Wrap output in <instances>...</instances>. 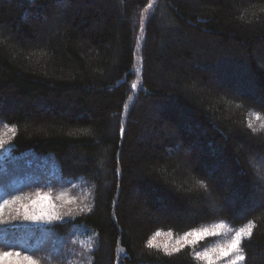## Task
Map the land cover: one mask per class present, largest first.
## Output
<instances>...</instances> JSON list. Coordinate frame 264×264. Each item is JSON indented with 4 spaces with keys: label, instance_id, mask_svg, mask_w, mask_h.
<instances>
[{
    "label": "trees",
    "instance_id": "obj_1",
    "mask_svg": "<svg viewBox=\"0 0 264 264\" xmlns=\"http://www.w3.org/2000/svg\"><path fill=\"white\" fill-rule=\"evenodd\" d=\"M262 123L264 0H0V126H15L0 201L33 183L6 162L27 153L90 192L49 225L0 224V247L76 264L67 239L84 228L85 264H209L195 253L221 236L147 242L251 220L237 264H264V186L247 162L264 154Z\"/></svg>",
    "mask_w": 264,
    "mask_h": 264
},
{
    "label": "rangeland",
    "instance_id": "obj_2",
    "mask_svg": "<svg viewBox=\"0 0 264 264\" xmlns=\"http://www.w3.org/2000/svg\"><path fill=\"white\" fill-rule=\"evenodd\" d=\"M0 133H3V139L5 141V148L0 149V159L3 160V157H9V139L11 132L8 129H5L3 126H0ZM175 153L177 154L178 151ZM174 153V154H175ZM11 159V158H10ZM10 159L6 162H10ZM19 162V163H18ZM248 164L253 169L254 175L257 178L258 182L262 186H264V154L263 155H253L248 158ZM11 168H14L16 171V176L18 180L25 182H33L29 186L24 193L23 197L20 200L12 203L8 206L7 211L9 213L14 212V209H20L22 212L23 209L21 205H27L29 207L30 213L39 214L41 209L48 215L53 217L52 222L62 220L64 218H68V216L72 215L76 212L77 207L80 204V201H83L82 206L87 205V201H89V188L88 186L81 182L75 180H66L71 181L70 183L59 181L56 174V166L52 158L48 155H34L27 153L25 155H21L13 160H11ZM81 186V187H80ZM48 197V199H41V197ZM5 199H2L0 202H3ZM33 201H37L36 204H33ZM208 210L218 212L222 210V206H219L214 203L213 197L208 196L207 202L204 205ZM71 208L74 211L66 215L67 210ZM8 213V215H9ZM15 214V213H14ZM23 221L21 223L22 226L32 225V227H43L45 225H49L51 223L47 222H30ZM217 224V223H212ZM228 228L238 229L242 226L231 227L229 224L224 223ZM209 232L213 231H222L221 241L217 243V245L209 248V258L205 260L209 264H237L235 260V253L223 254L219 249L221 246L225 245V242L234 234L233 232H228L227 228L223 230L212 229L211 227L207 228ZM82 230L86 232H82L81 230H77L71 232L70 237L67 239L71 243L75 244V247L78 248V251L73 255V251H71V260L75 261L76 264H85L86 256H84V246L88 243L90 238V231L82 228ZM89 233V234H88ZM183 237V236H182ZM182 237L172 239V237L168 233H161L159 236H155V244L165 246L167 244L172 243L173 246H181L184 245V241L181 239ZM189 240L193 239V237H189ZM179 241V243H177ZM215 249L216 251H212ZM73 257V258H72ZM3 264H18L15 259L8 260L5 259ZM23 264H27L25 261Z\"/></svg>",
    "mask_w": 264,
    "mask_h": 264
},
{
    "label": "snow or ice",
    "instance_id": "obj_3",
    "mask_svg": "<svg viewBox=\"0 0 264 264\" xmlns=\"http://www.w3.org/2000/svg\"><path fill=\"white\" fill-rule=\"evenodd\" d=\"M143 21L141 22V30H143ZM136 84H133L132 87L136 88ZM131 99V97H130ZM127 105H125V108ZM256 120H262V117L259 115V113H253L252 114ZM250 128L252 127V123L250 122L248 125ZM264 127V123L261 125ZM3 127L5 129H8L10 132L15 131V126H9L7 124H4ZM123 131V129H122ZM5 148V141L3 139V133H0V149ZM20 196H12L10 200L6 199L3 202H0V224L8 223L11 224L12 220H24V221H30V222H47L51 223L53 217L51 215H48L41 209L39 214L36 213H30L29 207L27 205H21V208L23 211L21 212L20 209H14V215L10 213L8 220L4 219V206L8 205L10 203H15L16 201L20 200ZM41 199H48V197H41ZM33 204H36L37 201H33ZM88 208V205H85L84 208H81L80 211H84L85 209ZM74 211V209L69 208L67 212L65 213L66 215L71 214ZM212 229L216 230H223L227 228L228 232H233L234 234L225 242V245L220 247V251L227 255L230 253H235V260L236 261H243L245 259L244 255V249L240 247L241 242L244 238L246 237H251L252 231L255 228V224L253 221L249 220L246 225L243 227H240L238 229H232L228 228L223 221L211 225ZM161 233L158 231L153 234V237L150 238L147 242L148 247H154L155 246V236H159ZM222 231H213L209 232L208 229H192L188 232H185L183 237L181 238L184 243L188 246H194L197 244L201 239L212 235H222ZM189 237H193V239L189 240ZM179 243V241H177ZM91 247V246H89ZM180 249L176 248L173 249V252H178ZM212 251H216L213 249ZM165 254L171 256L173 253L169 252L167 249H165ZM196 258L198 259H205L207 260L209 258V250L205 249L203 252H196L195 253ZM15 258V260L18 262V264H23L24 261L27 262V264H39L37 260L34 259L32 255H29L26 252H22L21 250L15 249V248H9L8 250H3L2 247H0V264H3V261L5 259L12 260ZM233 264H235V261H233Z\"/></svg>",
    "mask_w": 264,
    "mask_h": 264
}]
</instances>
